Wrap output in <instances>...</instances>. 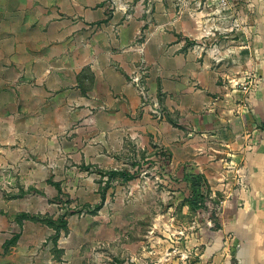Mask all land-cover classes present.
Returning a JSON list of instances; mask_svg holds the SVG:
<instances>
[{
    "label": "crops",
    "instance_id": "crops-1",
    "mask_svg": "<svg viewBox=\"0 0 264 264\" xmlns=\"http://www.w3.org/2000/svg\"><path fill=\"white\" fill-rule=\"evenodd\" d=\"M130 1L0 0V127L5 121L13 143L42 156L16 168H44L38 160L50 145L60 153L66 130L74 145L153 144L156 157L167 153L173 176L182 178L189 170L209 181L227 176L233 158L249 186L235 215L242 231L234 239L218 232L202 257L209 264H264V108L256 112L260 103L243 102L244 92L225 83L219 47L213 56L190 43L209 32L195 23L199 16L156 12L151 24L140 0L137 11L126 12ZM255 20L251 28L264 38V12ZM136 71L161 115L153 104L143 106L141 86L130 81ZM1 246L0 264H34L29 251L4 253Z\"/></svg>",
    "mask_w": 264,
    "mask_h": 264
},
{
    "label": "rangeland",
    "instance_id": "rangeland-1",
    "mask_svg": "<svg viewBox=\"0 0 264 264\" xmlns=\"http://www.w3.org/2000/svg\"><path fill=\"white\" fill-rule=\"evenodd\" d=\"M138 1H130L126 12L137 11ZM140 5L151 24L158 20L156 12H176L181 20L186 14L199 16L201 22L193 20L209 32L190 43L202 44L213 56L219 47L229 75L225 83L244 92L243 102L260 103L256 112L264 108V38L251 28L257 25L256 13L264 12V0H140ZM143 37L141 30L137 39ZM255 41L261 42L256 48ZM233 57H242L241 62L230 64ZM138 76L137 71L130 76L137 87ZM140 95L143 106L149 102L155 108L148 90ZM5 123L0 127L4 253L13 248L23 255L29 251L34 264H209L202 254L217 233L234 239L242 231L235 215L245 206L243 191L249 186L244 166L233 158L227 169L234 173L207 179L206 207L193 210L187 204L189 183L173 176L170 156L157 158L153 144L127 140L74 145L73 132L66 130L67 142L60 145L64 153L53 152L50 145L38 160L44 168H16L19 163L24 167L26 158L42 156L13 143ZM110 170L134 176L111 177Z\"/></svg>",
    "mask_w": 264,
    "mask_h": 264
},
{
    "label": "trees",
    "instance_id": "trees-1",
    "mask_svg": "<svg viewBox=\"0 0 264 264\" xmlns=\"http://www.w3.org/2000/svg\"><path fill=\"white\" fill-rule=\"evenodd\" d=\"M111 177L120 175L123 179L128 180L134 176L128 171L110 170ZM184 180L189 183L190 196L187 198V204L193 209L197 210L206 207V201L209 198V183L206 176L196 170H189L184 175ZM98 204L96 208H100Z\"/></svg>",
    "mask_w": 264,
    "mask_h": 264
},
{
    "label": "built area",
    "instance_id": "built-area-1",
    "mask_svg": "<svg viewBox=\"0 0 264 264\" xmlns=\"http://www.w3.org/2000/svg\"><path fill=\"white\" fill-rule=\"evenodd\" d=\"M138 79H139V83H138V85L139 86H141V90H143L144 91V93L146 92V90H145V88L143 87V85H142V83H141V76L139 75L138 76ZM153 111L156 113V114H158V115H161V110L158 108V105L157 104H155V108L153 109Z\"/></svg>",
    "mask_w": 264,
    "mask_h": 264
}]
</instances>
